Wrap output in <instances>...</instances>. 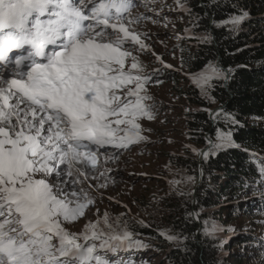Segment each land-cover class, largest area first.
Returning a JSON list of instances; mask_svg holds the SVG:
<instances>
[{"label":"snow or ice","instance_id":"obj_1","mask_svg":"<svg viewBox=\"0 0 264 264\" xmlns=\"http://www.w3.org/2000/svg\"><path fill=\"white\" fill-rule=\"evenodd\" d=\"M158 2L161 11L164 7L184 11L192 17L193 27L198 25L199 16L187 0H174L175 9L164 0H139L156 15ZM136 7L137 0H0V264H110L102 251L151 247L127 228L98 231L99 219L89 221L80 233L65 227L95 206L88 188L99 191L108 186L112 169L107 164L118 159L119 150L148 140L139 121L155 118L154 105L146 103L153 99L146 90L151 78L132 50L150 51L141 38L149 34L138 33L133 25L151 17L134 14ZM250 18V12L240 8L239 14L212 23L235 33ZM184 31L186 35H177V40L188 38L192 29ZM196 39L211 42V35L204 32ZM231 71L209 62L191 78L207 96L211 81L227 80ZM206 111L226 125L240 123L222 109ZM205 140V149L192 151L207 160L220 150L238 148L253 158L249 162L260 177L256 184L264 183V157L237 144L232 128L217 129L215 140L208 136ZM109 147L112 152H107ZM186 179L195 183L194 177ZM90 181L97 183L93 186ZM169 183L174 188L181 181ZM178 194L191 196V192ZM254 195L264 197V192ZM206 211L201 207L186 212V219L200 222L197 232L202 236L215 240L225 230L235 231L210 216L201 220ZM102 219L112 227L107 212ZM138 223L150 227L143 220ZM158 235L177 248L196 239L195 233L167 229ZM224 244L221 240L213 247L223 255ZM181 250L189 251L186 245ZM260 256L264 261V252Z\"/></svg>","mask_w":264,"mask_h":264},{"label":"trees","instance_id":"obj_2","mask_svg":"<svg viewBox=\"0 0 264 264\" xmlns=\"http://www.w3.org/2000/svg\"><path fill=\"white\" fill-rule=\"evenodd\" d=\"M187 4L193 14H198L199 21L193 27L192 17L186 13L192 32L182 47L180 57L183 60L180 61L183 67L190 75L204 71L209 62L226 72L232 69L228 73L229 79H213L209 91L212 100L208 99L209 96H202L201 91L192 83L184 88V97L195 106V109L187 113L188 140L203 149L207 147L205 136L215 140L217 129L227 131L232 128L233 139L237 144L264 157V0H216L215 3L211 0H187ZM240 8L249 11L251 18L240 25L238 32L233 33L226 27L217 28L213 25V20L219 21L226 19L229 14H239ZM204 32L210 33L211 42L196 39ZM209 109L212 112L222 109L234 114L240 123L238 126L226 125L222 119L210 116L206 111ZM186 152L191 156L190 161L183 154L171 155L170 161L177 167L203 169L202 182L195 188L194 200L197 203L190 200L188 204L181 205L175 193L168 192L158 197V217L152 216L144 221L150 227L134 223L132 231L164 251L170 264H240L236 261L242 257L221 255L213 247L219 243L218 237L212 240L198 233L200 222L186 219V212H192V208L199 211L203 207L207 211L201 214V220L210 216L216 221L220 220V213L228 202L243 211L257 203L254 192L257 193V187L264 191V184H256L260 177L256 165L249 162L253 158L238 148H227L218 151L215 156H209L207 160L203 159L199 164L198 154L189 150ZM244 194H247L245 208L242 201L239 202ZM165 229L182 235L195 233L196 239L185 241L184 245L177 248L158 235L159 230ZM239 237L241 240L236 244L247 243L246 235ZM185 245L188 252L181 250ZM133 250L143 252L146 249Z\"/></svg>","mask_w":264,"mask_h":264},{"label":"rangeland","instance_id":"obj_3","mask_svg":"<svg viewBox=\"0 0 264 264\" xmlns=\"http://www.w3.org/2000/svg\"><path fill=\"white\" fill-rule=\"evenodd\" d=\"M164 3L171 5L173 9L176 8L174 0H164ZM151 7L149 5V8ZM155 7L158 15L145 9L137 0V7L133 9L134 14L142 12L151 17L149 20L133 25L138 33L147 32L149 34L148 37L141 38L150 51L138 53L135 49L132 50L133 55L138 56L143 72L151 78V82L146 85V90L153 99L146 103L154 105L152 112L155 118L153 120L142 118L139 121L145 129L142 134L148 137V140L131 145L127 150H119L118 159L108 162L107 167L112 171L107 174L111 182L106 188L96 191L94 187L88 188V184L84 185L88 188L90 195L95 197V206H90L84 217L78 221L65 224V227L72 232L80 233L89 221L96 223L98 219L100 220L98 231L110 233L127 228L133 232L134 223L140 220L148 221L152 216L158 217L156 213L158 197L174 192L181 205L188 204V201L195 199L197 183L199 180L202 182L203 172L201 173L200 167H177L170 161V156L176 154H183L190 161L191 156L186 150L197 154L192 151V148L201 149L190 143L186 133L187 113L195 109V106L184 97V88L192 83L201 91L180 61L181 49L186 38L177 40V35L181 37L186 35L184 30L189 28L187 14L179 10L170 11L168 7H164L161 11L159 2ZM153 20H157L158 23H153ZM177 45L179 47H176ZM166 64L173 65V68H166L164 66ZM174 76L177 77L176 80L173 79ZM212 82L213 80L211 86ZM209 91L210 87L207 88V96H209ZM112 151L110 147L107 149V152ZM189 176L195 178V183L187 181L186 178ZM174 180L181 181V183L173 188L169 182ZM99 182L103 183L104 180L101 179ZM89 183L94 186L97 182L90 181ZM256 190L258 193L260 188L257 187ZM179 191L191 192V196L179 195ZM256 197L258 202L253 203L250 208L247 204L248 210L244 211L233 207L228 202L220 213V220H216L225 229L228 226L235 229L233 232L225 230L219 233L218 239L219 242L225 241L223 254L230 258L242 257L236 261L240 264H264L260 256V253L264 252V223H258V221H264V203L260 195ZM241 201L245 208L244 202L247 201V194L241 197L239 202ZM105 212L109 214L111 228L103 223L102 218ZM192 212L196 211L192 208ZM117 217H119V223H117ZM240 235H246V244H236L241 240ZM138 237L141 238L139 235ZM143 240L151 247L138 256L135 255L132 262L170 264L164 251L154 246L149 240ZM80 242L83 243V239ZM96 243L99 245L100 242ZM130 250H120L116 253L102 251L101 255L110 264H115L113 263L116 262L114 256L121 257ZM119 262L128 264V261L124 259Z\"/></svg>","mask_w":264,"mask_h":264},{"label":"water","instance_id":"obj_4","mask_svg":"<svg viewBox=\"0 0 264 264\" xmlns=\"http://www.w3.org/2000/svg\"><path fill=\"white\" fill-rule=\"evenodd\" d=\"M214 111H216V110H214ZM213 111V112H214ZM206 148V147H205ZM204 148V149H205ZM198 161H199V164H201L202 163V161H203V158L199 155V158H198ZM201 183V180H199V182L197 183L198 184V186H199V184Z\"/></svg>","mask_w":264,"mask_h":264},{"label":"bare ground","instance_id":"obj_5","mask_svg":"<svg viewBox=\"0 0 264 264\" xmlns=\"http://www.w3.org/2000/svg\"><path fill=\"white\" fill-rule=\"evenodd\" d=\"M137 255V253H135Z\"/></svg>","mask_w":264,"mask_h":264}]
</instances>
